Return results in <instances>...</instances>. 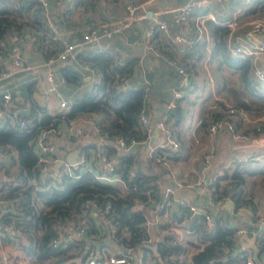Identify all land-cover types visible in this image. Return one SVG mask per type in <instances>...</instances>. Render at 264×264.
<instances>
[{
    "label": "trees",
    "instance_id": "obj_1",
    "mask_svg": "<svg viewBox=\"0 0 264 264\" xmlns=\"http://www.w3.org/2000/svg\"><path fill=\"white\" fill-rule=\"evenodd\" d=\"M244 6L247 13L264 16V0H249ZM48 19L56 24L52 14L47 17L35 0H0V35L21 36L45 32L49 29ZM57 22L60 28V19ZM204 25L207 39L202 37L195 40L182 55L181 60L194 58L187 64L186 70H190L202 59L207 43L209 56L216 58L219 68L226 66L238 73L242 90L249 97L243 100L237 89L229 88L232 106L241 108L250 120L255 116H264V79L254 77L248 57L229 54L228 28L225 24L206 19ZM48 41L49 48L46 43L38 46V50L47 57L57 48L55 40ZM82 58L84 63L100 75L99 80L70 97L63 110L48 113L32 97L33 82L22 83L18 96L12 92L13 104L27 107L29 112L22 117L24 124L21 127L9 123L5 115L0 118V150L6 155L5 159L0 160V198L15 201L13 208L0 212V230L12 233L13 246L28 257L32 264H83V238L67 241L64 248L52 246L51 239L58 237L62 225L74 223L81 217L87 218L95 207L108 201L111 205L109 220L119 230L114 240L123 247H132L147 239L145 208L148 207L158 215L167 214L168 221L159 224V229L169 230L171 226H180L202 243V247L191 253L186 262L177 257L169 258V255L183 253L185 247L175 242L170 233L163 236L156 242L155 249L164 264H244V257L240 253L245 255V251L232 254L237 246L238 227L224 223L219 211L211 214V226L201 214L188 218L186 208L177 207L169 211L166 205L161 204L156 184V168L160 172L166 170L161 165L162 159L154 161L149 158L150 162L140 165L131 153L117 151L115 143L111 142L118 136L126 142L146 138L147 133L139 121L140 113L145 111V91L143 87L129 86L124 82L134 61L123 58L120 64H115L105 52L100 51L85 53ZM59 70L67 83L74 84L80 78V74L70 67H61ZM82 114L97 116L94 123L98 135L105 140L103 151L108 157H114L110 174L117 175L116 184L101 181L90 170L76 167L71 169L72 173H62L55 180L39 174L32 147L33 136L42 128L60 127L62 122L68 124ZM214 120L229 122L231 131L239 135L255 134L256 123L242 119L236 112L229 113L220 101L217 107L209 108L201 118L199 126L203 134L208 133L207 126ZM259 127L264 129V123L261 122ZM155 155L176 160L180 150L159 148ZM129 170H132V174L128 173ZM258 173H264V162L261 160L253 157L233 159L209 184L211 200L217 202L228 198L233 203L234 211L247 208L253 213L256 205L253 198L256 187L253 184ZM204 209L208 211V207ZM249 222L243 223L242 228L248 233L256 231L259 226L253 223L254 218L251 217ZM87 229H84V235L92 230ZM261 230L264 235V228L261 227ZM72 245L78 249L70 255L68 252L72 251ZM257 246L260 255L263 244L257 243ZM224 248H227L228 253L223 252ZM75 256L78 261L72 259ZM262 261L264 264V259Z\"/></svg>",
    "mask_w": 264,
    "mask_h": 264
},
{
    "label": "crops",
    "instance_id": "obj_2",
    "mask_svg": "<svg viewBox=\"0 0 264 264\" xmlns=\"http://www.w3.org/2000/svg\"><path fill=\"white\" fill-rule=\"evenodd\" d=\"M126 1L128 0H62L58 4L51 5L49 15L52 14V17H54L56 21V24H54L57 29L78 31L90 23L103 22L111 19L122 10ZM131 1L142 3L145 0ZM182 1L183 0H152L144 3L143 10L145 15L131 23L129 26L130 36L128 38L124 37L122 34H115L110 39H103L101 43V49L105 47H116L120 50L124 58H129L134 61L131 71L124 78V82L129 86L143 87L145 91L146 104L144 114L151 123V130L146 136L145 142L130 144L126 149L117 147V151L123 150L131 153L140 165H145L147 162H150L148 157V146L163 141L164 132L156 128L153 121L162 103L170 99L173 90L181 85V76L175 72V68L169 62L168 58L176 57L177 59H182L183 53L188 51L187 48L190 45L178 42L174 40L173 37L182 32H186L189 37H194L195 35L193 25H190L188 30H185L184 27L175 25L171 22L169 12H163L164 9H171L182 3ZM248 1L249 0H245L242 5H239V2H232L231 0L212 1L201 9H197L196 12H207L212 15V20L225 24L228 28L227 42H231L235 38L246 37L244 36L247 31L246 21L255 17L251 13L245 11L246 7L244 5ZM160 18L166 20L168 27L167 33L156 29L148 40L149 42L146 44L143 37L144 29L148 24ZM58 19H60L61 22L60 28L57 27ZM50 21L53 22L51 19ZM231 22H234L236 25L234 29L228 26ZM202 37L207 39L206 27L205 33L197 39H201ZM49 39L52 38H35L21 45L23 61L29 67L20 70L9 67L10 75L0 79V89L2 87H8L11 92L13 91L15 95L18 96L19 87L22 83L33 82L32 97L38 103L44 99L46 105L43 106L46 108L47 112L56 113L61 109H58L55 98L52 95L40 96L41 88L46 83L45 72L48 68L52 69L54 77L56 78L61 74L59 70L61 67H70L80 74V78L76 83L59 85L61 92L70 100V97L78 94L80 89L84 90V88H88L92 83V68L88 65L86 67L84 61H82V57L85 56V53L91 51L84 46L79 50L76 49L73 57L63 63L48 67V65L44 64L47 56L45 53L38 50V46L46 43L49 48ZM100 52L103 51L101 50ZM203 53H205V55L202 59L187 71L188 76L186 84L181 86L184 90V98L178 102L176 109H174L173 113L168 117V121L177 128V136L181 142L179 147L180 155L176 160L162 158L161 165L166 169L165 171L160 172L159 168H156V184L159 195L163 187L167 184H172L175 181L190 183V186L183 185L181 187H175L172 196L175 199H183L189 203L197 204L200 208L209 206L206 191L213 178L217 174H220V171L230 164L233 159L244 158V153L247 151L245 148L235 146L232 141L231 132L224 127L218 129L211 135L208 133L203 134L199 126L200 120L207 114L209 108L217 107V102L220 101L223 105L232 104V96L228 94L229 88L237 89L238 95L243 100L249 99L248 95H246L248 99L243 95L245 93L242 90V82L238 73L232 72L226 66H221L219 68L216 58L210 57L208 54L210 52L207 43L205 44V52ZM256 64L264 69L263 55L257 58ZM2 65L0 66L7 67L3 59ZM85 69L90 71L89 74L83 72ZM232 76H235V78H232ZM16 92H18V94H16ZM19 108L21 109L23 107ZM24 108L28 109L27 107ZM3 116L4 114L0 113V118ZM96 117V115L92 114H82L77 115L69 125L65 122L60 124L61 133L58 136L52 135L50 137L54 144V155L57 159L56 164L52 166L54 170H61L64 162L73 161L81 151L86 153L87 159L89 160L87 164L89 168H91L92 171H96V168L98 169L100 162L98 163L96 159L90 160L92 157L90 145L93 141L92 132L95 125H93V123ZM246 119L254 123H264V116H255L251 120L249 117ZM74 127H78L80 133L73 135L70 139H65L63 134ZM206 151H211V156L207 163H203L201 155ZM110 159L114 161L113 156ZM261 162H264V159L261 160ZM255 179V183L253 184V187H256L253 197L256 204L254 212L251 213L247 208H238L237 211H234L233 208L229 215V222H231L233 226L238 227V229L242 228L241 225L243 223L249 222L251 217L254 218V224L264 228V173H258ZM117 182L118 179L116 175V177L114 176V178H112L110 183L116 184ZM225 199L217 201L216 203L217 208L215 212L219 211L222 218L224 216L222 203ZM145 209L148 237L141 243L132 247H123L109 237L107 228L109 220L97 216L93 211L89 212L86 218L88 223L87 228H89L87 230H92L88 234L84 235V233H82L80 236L73 235L69 230V232L66 233L69 235V238L66 240L72 242V239L83 238L85 242L84 249L81 251L83 254H85V251L89 248H93L105 254L115 250L128 251L131 254L130 264H136L137 262L140 264H164L165 262L157 255L155 246L158 240L169 233L172 235L175 242L185 247L183 253L176 254L175 256L169 255V258L177 257L179 260L188 262L190 254L202 247V243L198 242L194 236L188 234L180 226H171L169 230L159 229V224L168 221L167 214L162 213L158 215L148 207ZM168 210L171 211L172 208ZM207 224L211 226L212 223L207 222ZM70 225L71 224H68L69 228H71ZM242 229L245 230L244 228ZM5 234L12 233L5 231ZM246 234L250 233L246 232ZM12 241L13 239L0 240V264H32L28 257L24 256L22 252L13 246L14 244ZM72 246L71 250L73 252L70 251V255L76 253L78 249L76 245ZM240 247L237 241V246L233 250L234 252L232 251V254L239 252ZM242 251H245L247 253L245 255L251 257L249 250L244 249ZM258 257L261 264H263L264 250L261 251L260 255L258 254ZM77 258V256L72 257L75 261H78Z\"/></svg>",
    "mask_w": 264,
    "mask_h": 264
},
{
    "label": "built area",
    "instance_id": "obj_3",
    "mask_svg": "<svg viewBox=\"0 0 264 264\" xmlns=\"http://www.w3.org/2000/svg\"><path fill=\"white\" fill-rule=\"evenodd\" d=\"M44 10V14L48 17L51 5L60 3L62 0H35ZM77 1V0H75ZM152 0H145L142 3H137L131 0H128L124 3L122 10L117 13L114 17L107 21L103 22H94L86 25L85 27L79 29L78 31H65L59 30L56 26L48 20L47 31L38 32L34 35H21L13 36L7 34L0 35V52L2 54V59L4 64L7 67L0 68V79H3L10 75L9 67L15 69H26L29 66L23 61V52L21 45L26 41L35 39V38H52L56 41V51L47 57L44 61V64L51 66L57 65L58 63H63L69 58L73 57L74 51L76 49H81L86 46L90 49L91 52L103 51L105 52L115 64H120L123 60V55L120 50L116 47H105L101 49V43L103 39H110L115 34H122L124 37L128 38L129 26L131 23L137 21L140 17L144 16L143 5L146 2ZM218 1V0H183L179 5L171 8L164 9L163 12H169L170 20L175 25H180L188 30L190 25H193L195 30L194 37H189L187 33L182 32L181 34L174 35L173 39L178 42H183L186 45H191L197 38H200L205 33L204 21L208 18H212V15L207 12H196L197 9H201L203 6L209 4V2ZM232 2L244 3L245 0H231ZM247 31L245 32L246 37L235 38L231 42H227V50L231 56H242L248 57L250 60V65L252 73L254 76L262 80L264 79V69L256 64L257 58L261 55L264 56V16H255L246 21ZM229 27L234 29L236 27L234 22L228 24ZM167 23L164 18L155 20L153 23H150L146 26L143 31L144 42L147 44L153 34V32L158 29L162 32L167 33ZM169 62L174 66L175 72L181 76V85L176 87L173 90L172 96L167 101H164L160 107V110L153 121V124L156 128L161 129L164 132V139L159 143H155L148 146V157L153 158V160L158 161L163 157H158L155 155V151L159 148H170L177 149L180 147L181 142L177 136V128L168 121L169 113L172 109L176 107L179 101L184 98V90L181 87L186 84L187 80V70L186 66L188 63L193 61L192 57H187L184 60L174 58H168ZM87 67V64L84 63ZM89 68V67H88ZM100 75L91 69V82L95 83L99 80ZM45 84L41 88V93L43 95H52L57 103L58 109L63 110V108L69 102V99L61 92L59 85H64L67 83L66 78L59 74L56 78L52 69L48 68L45 72ZM13 92V91H12ZM12 92L8 87H2L0 89V113H3L8 122L21 127L24 124L23 118L19 115L20 108L15 106L12 102ZM229 113H238V115L247 121L246 113L241 108H235L232 104H224ZM139 121L142 127L146 131V136L151 130V123L149 122L148 117L144 113H140ZM72 122V121H71ZM69 122L68 125L71 123ZM95 123H93L94 125ZM226 128L231 132L232 141L237 147H242L247 149L244 153V158L253 157L255 159L263 160L264 159V129L259 127V124H255V134L251 136H242L236 132L231 131V124L224 120H214L210 122L207 126L208 134H213L218 129ZM61 133L60 127H48L42 128L36 132L32 139V147L36 154V162L41 176H48L50 179L55 180L62 173L70 174L72 173V168L78 169H88L90 170L98 179L105 182H111L115 173H111L113 169V161L108 157L104 151L102 145L105 144V140L98 135L97 127H93V141L90 145L92 159H96L99 163L98 169L92 171L89 168L88 159L86 153L81 151L73 161L64 162L61 170H54V166L57 162L56 156L54 155V144L51 141L50 137L52 135H59ZM80 133L78 127L66 132L64 135L65 139H70L73 135ZM146 138L141 141H136L130 139L128 142L124 138L118 136L111 141L115 143L116 147L126 149L128 145L136 142H145ZM211 156V151H206L201 155L203 163H207ZM6 158V155L3 151L0 150V160ZM129 174H132V170L128 171ZM118 179V178H117ZM190 186V183H182L175 181L172 184H167L163 187L160 198L161 204L166 205L168 209L170 208H186L188 210V218H192L198 214L203 215L204 221L210 222L211 214L216 211V203L211 200L210 189L207 188L206 194L209 200L208 211L204 208H200L197 204L189 203L183 199H175L172 196L173 189L175 187L181 186ZM15 205L14 200H5L0 198V212L6 210L7 208L11 209ZM111 205L108 201L100 207H95L93 212L100 217L107 218L109 220ZM236 209L235 211H237ZM108 235L112 239H115L116 234L119 232L118 227L111 221H108ZM146 222V220H145ZM88 223L85 217L79 218L76 222L71 223L70 227L67 225H62L58 233V237L51 239V245H59L61 248L66 247L67 238L69 235L66 233L69 230L75 236H80L84 232V229L87 228ZM246 230L237 229L236 235L240 233H246ZM255 234L256 243L263 244L264 250V235L261 230V226L258 227L256 231H252ZM8 239L12 240V234H5L0 230V240ZM224 253H228L227 248L223 249ZM240 252V251H239ZM240 256L244 257V264H254L251 257L240 253ZM131 254L128 251L124 250H115L111 253L105 254L89 248L85 251L84 254V264H130ZM136 264H140L137 262Z\"/></svg>",
    "mask_w": 264,
    "mask_h": 264
},
{
    "label": "water",
    "instance_id": "obj_4",
    "mask_svg": "<svg viewBox=\"0 0 264 264\" xmlns=\"http://www.w3.org/2000/svg\"><path fill=\"white\" fill-rule=\"evenodd\" d=\"M262 41H264V37H262L261 39ZM16 94H18V92H16ZM28 114V109L26 108H21L19 115L25 116ZM222 209L224 210V216H223V221L224 223H226L229 226H233L231 222H229V215L233 209V203L230 199H225L222 203ZM237 241L240 244V251L246 249L250 251L251 254V258L254 262V264H261L259 257H258V246L255 242V234L254 233H250V234H246V233H240L237 236Z\"/></svg>",
    "mask_w": 264,
    "mask_h": 264
},
{
    "label": "rangeland",
    "instance_id": "obj_5",
    "mask_svg": "<svg viewBox=\"0 0 264 264\" xmlns=\"http://www.w3.org/2000/svg\"><path fill=\"white\" fill-rule=\"evenodd\" d=\"M83 72L89 74L90 71H89L88 69H85V70H83ZM232 78H235V76H232ZM84 89H85V88H84ZM79 91L81 92L82 89H80ZM243 95H244L245 98L248 99V97L246 96V94H243ZM40 96L43 97L44 95H43L42 93H40ZM49 101H50V100H49ZM39 104L45 106V105H46L45 100L43 99V100L39 101ZM71 252H73V251H71ZM71 252L69 251L68 253H71ZM41 263H42V262H41ZM41 263H33V264H41Z\"/></svg>",
    "mask_w": 264,
    "mask_h": 264
}]
</instances>
